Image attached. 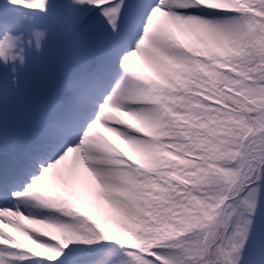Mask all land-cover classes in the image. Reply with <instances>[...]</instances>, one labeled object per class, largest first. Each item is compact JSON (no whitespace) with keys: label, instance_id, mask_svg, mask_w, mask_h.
Here are the masks:
<instances>
[{"label":"snow or ice","instance_id":"1","mask_svg":"<svg viewBox=\"0 0 264 264\" xmlns=\"http://www.w3.org/2000/svg\"><path fill=\"white\" fill-rule=\"evenodd\" d=\"M0 264H264V0H0Z\"/></svg>","mask_w":264,"mask_h":264}]
</instances>
